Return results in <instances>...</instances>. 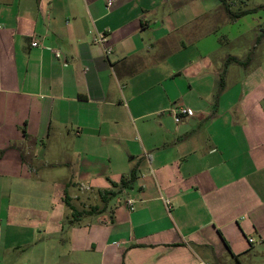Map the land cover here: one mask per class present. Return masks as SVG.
<instances>
[{
	"label": "crops",
	"instance_id": "1",
	"mask_svg": "<svg viewBox=\"0 0 264 264\" xmlns=\"http://www.w3.org/2000/svg\"><path fill=\"white\" fill-rule=\"evenodd\" d=\"M106 1L0 0V264H264L257 39L219 53L208 1Z\"/></svg>",
	"mask_w": 264,
	"mask_h": 264
},
{
	"label": "rangeland",
	"instance_id": "2",
	"mask_svg": "<svg viewBox=\"0 0 264 264\" xmlns=\"http://www.w3.org/2000/svg\"><path fill=\"white\" fill-rule=\"evenodd\" d=\"M208 1V5L202 6L200 2L198 5L190 4L189 7L193 8L195 12L204 9L209 6L210 11L205 13L199 21H197L199 29H206L210 27V31H218L216 41L217 44L219 42L220 49L219 53H226L227 55L231 54H240L241 49L247 47V41L256 40V45L254 52H256V60L254 61V65L264 64V38H261L260 32L264 31V0H226L229 6V10L233 13H237L239 11L256 9L255 11L249 13L248 16L242 20L240 24L234 23L233 19H231L226 12L224 11L223 5L219 0H204ZM188 13L189 10L187 9ZM204 25V27H202ZM255 27L252 29V33L247 32L244 34L241 39H231L235 34L241 30L248 31L250 27ZM202 27V28H201ZM248 27V28H247ZM247 28V30H246ZM257 35V37H256ZM178 39L180 37V33H178ZM212 37V36H210ZM231 37V38H230ZM215 39V38H213ZM189 38H184L185 43L189 42ZM190 44L194 49H196V41H191ZM189 45V44H188ZM220 55V54H218ZM217 55V56H218ZM225 62V61H224ZM224 65V63H223ZM232 65V64H231ZM235 71L238 69L235 65H232ZM264 66V65H263ZM240 74L244 72L241 68ZM179 106V104H177ZM41 202V201H40ZM63 208L66 214L69 213V209L63 204Z\"/></svg>",
	"mask_w": 264,
	"mask_h": 264
},
{
	"label": "built area",
	"instance_id": "3",
	"mask_svg": "<svg viewBox=\"0 0 264 264\" xmlns=\"http://www.w3.org/2000/svg\"><path fill=\"white\" fill-rule=\"evenodd\" d=\"M112 4L111 0H107L106 4H105V9H108ZM93 43H97L99 45H102L105 47V54H109L110 53V49L108 47H106L107 44V37L104 34H97L94 39H93ZM37 43L35 41H33L31 43V46H36ZM54 55L56 57H59L60 54L58 52H53ZM169 113L171 114L173 121L176 124H179L183 119L190 117L193 115V112L184 106H175L174 108L169 110ZM166 204H168V201H165ZM126 206L129 208V210H133L134 209V201L131 198L126 199L125 202ZM249 242H253V239H248Z\"/></svg>",
	"mask_w": 264,
	"mask_h": 264
},
{
	"label": "trees",
	"instance_id": "4",
	"mask_svg": "<svg viewBox=\"0 0 264 264\" xmlns=\"http://www.w3.org/2000/svg\"><path fill=\"white\" fill-rule=\"evenodd\" d=\"M219 1L222 3L224 11L226 12V14L233 20L238 19V18L256 10V9H251V10H244V11H239L237 13H233L232 11L229 10V6H228L226 0H219ZM232 63H240V62L234 57H229L225 60L223 67L226 68L227 66H229ZM221 77H223L222 74H221ZM65 203L69 207V209L71 210V214H72L71 215L72 216L71 222H72V220H74L76 218V213H77L76 209L71 204H69V202L66 201V199H65Z\"/></svg>",
	"mask_w": 264,
	"mask_h": 264
}]
</instances>
